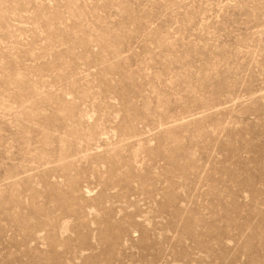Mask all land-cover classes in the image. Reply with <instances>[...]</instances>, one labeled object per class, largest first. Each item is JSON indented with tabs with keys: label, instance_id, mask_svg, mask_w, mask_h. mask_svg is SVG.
I'll return each mask as SVG.
<instances>
[{
	"label": "rangeland",
	"instance_id": "374dc122",
	"mask_svg": "<svg viewBox=\"0 0 264 264\" xmlns=\"http://www.w3.org/2000/svg\"><path fill=\"white\" fill-rule=\"evenodd\" d=\"M0 264H264V0H0Z\"/></svg>",
	"mask_w": 264,
	"mask_h": 264
}]
</instances>
